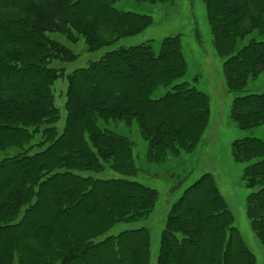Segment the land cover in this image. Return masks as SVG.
<instances>
[{
	"label": "trees",
	"instance_id": "trees-1",
	"mask_svg": "<svg viewBox=\"0 0 264 264\" xmlns=\"http://www.w3.org/2000/svg\"><path fill=\"white\" fill-rule=\"evenodd\" d=\"M120 1L0 0V264H151L147 228L110 232L149 216L158 192L136 179L133 142L107 123L135 124L147 161L161 163L197 148L210 103L174 83L187 69L179 35L163 37L157 52L150 43L117 47L70 73L54 64L79 58L59 37L83 38L96 53L151 26L152 16ZM202 1L226 88L243 92L264 70V39L243 41L264 36V0ZM59 78L67 82L61 130ZM229 113L239 129L264 125V93L235 96ZM231 154L245 164L246 216L264 246V140L237 138ZM106 168L119 176H96ZM156 264H256L210 173L171 205Z\"/></svg>",
	"mask_w": 264,
	"mask_h": 264
},
{
	"label": "rangeland",
	"instance_id": "rangeland-1",
	"mask_svg": "<svg viewBox=\"0 0 264 264\" xmlns=\"http://www.w3.org/2000/svg\"><path fill=\"white\" fill-rule=\"evenodd\" d=\"M118 7L152 16L153 23L144 31L133 36L120 38L108 47L96 53L86 51L84 39L76 44L59 39L79 55L74 62L54 64L63 67L66 73L86 66L89 61L99 58L104 52L120 46H133L150 43L154 50H159L160 41L169 35H179L182 52L187 63L186 73L174 83L185 82L207 94L210 114L206 130L197 148L190 154L174 157L170 155L164 162L150 163L146 159V142L140 136L135 124L109 122L107 127L130 138L134 145L135 164L138 167L136 179L158 192L154 209L149 216L131 222H121L110 231L113 234L126 229L145 227L150 232L151 264H156V255L160 233L171 205L181 196L183 190L202 173L208 172L215 179L216 185L232 211L234 224L237 226L247 245L255 254L256 264L264 263V246L259 242L250 228L246 216V201L250 190L242 178L244 163L235 162L231 154L233 140L245 136H255L264 140V125L239 129L230 117L229 109L237 95L264 93V70L257 78L248 82L245 90L231 93L226 88L222 72V61L214 49L212 35L205 16L202 0H172L169 4H150L121 0ZM251 38L264 39L257 32L250 33L243 41ZM67 82L59 78L53 85L56 106L61 118L58 128L61 130L65 120V91ZM171 86L160 87L153 97L157 98L170 91ZM13 151H8L6 155ZM100 178L118 177L119 174L106 168L96 175Z\"/></svg>",
	"mask_w": 264,
	"mask_h": 264
}]
</instances>
